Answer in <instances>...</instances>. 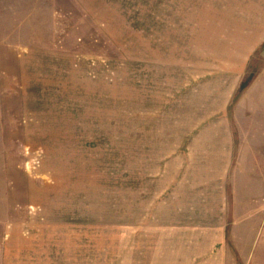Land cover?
Instances as JSON below:
<instances>
[{
    "label": "rangeland",
    "instance_id": "rangeland-1",
    "mask_svg": "<svg viewBox=\"0 0 264 264\" xmlns=\"http://www.w3.org/2000/svg\"><path fill=\"white\" fill-rule=\"evenodd\" d=\"M257 3L0 0V264H264Z\"/></svg>",
    "mask_w": 264,
    "mask_h": 264
},
{
    "label": "crops",
    "instance_id": "crops-1",
    "mask_svg": "<svg viewBox=\"0 0 264 264\" xmlns=\"http://www.w3.org/2000/svg\"><path fill=\"white\" fill-rule=\"evenodd\" d=\"M245 16L241 22L233 20L234 26H230L235 33L238 55L234 56L235 62L240 67L246 62V65L241 73L236 77V84L233 90V94L241 95L243 106H245V112H264V66L251 76H247L246 70L251 58L258 52L264 51V0H258L256 5H250L244 10ZM231 20V19H230ZM233 37V35L229 34ZM264 53V52H263ZM259 56L260 60L264 61V54ZM231 57V56H230ZM230 59V58H229ZM251 78L250 84L244 91L241 90L243 82L247 78ZM241 103H239L241 105Z\"/></svg>",
    "mask_w": 264,
    "mask_h": 264
},
{
    "label": "trees",
    "instance_id": "trees-1",
    "mask_svg": "<svg viewBox=\"0 0 264 264\" xmlns=\"http://www.w3.org/2000/svg\"><path fill=\"white\" fill-rule=\"evenodd\" d=\"M250 81H251V78L249 77L243 82L241 86V90H240L241 92L244 91L248 87V85L250 84Z\"/></svg>",
    "mask_w": 264,
    "mask_h": 264
}]
</instances>
